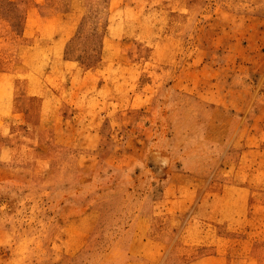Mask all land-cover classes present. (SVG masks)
<instances>
[{
    "label": "rangeland",
    "instance_id": "rangeland-1",
    "mask_svg": "<svg viewBox=\"0 0 264 264\" xmlns=\"http://www.w3.org/2000/svg\"><path fill=\"white\" fill-rule=\"evenodd\" d=\"M0 264H264V0H0Z\"/></svg>",
    "mask_w": 264,
    "mask_h": 264
},
{
    "label": "crops",
    "instance_id": "crops-1",
    "mask_svg": "<svg viewBox=\"0 0 264 264\" xmlns=\"http://www.w3.org/2000/svg\"><path fill=\"white\" fill-rule=\"evenodd\" d=\"M59 83H61V80H60V78H59Z\"/></svg>",
    "mask_w": 264,
    "mask_h": 264
}]
</instances>
